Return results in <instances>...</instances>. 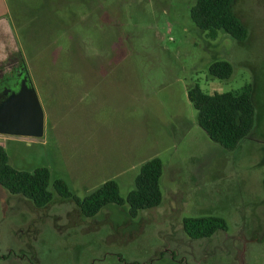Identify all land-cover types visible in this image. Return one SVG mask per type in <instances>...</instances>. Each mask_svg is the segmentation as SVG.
Listing matches in <instances>:
<instances>
[{
	"label": "rangeland",
	"instance_id": "obj_1",
	"mask_svg": "<svg viewBox=\"0 0 264 264\" xmlns=\"http://www.w3.org/2000/svg\"><path fill=\"white\" fill-rule=\"evenodd\" d=\"M0 80L26 68L42 138L1 136L11 167L49 170L83 200L114 180L126 199L144 162L163 163L162 204L132 219L108 206L85 218L53 192L36 208L0 186V264H264V0H236L245 43L215 41L190 18L195 0H5ZM225 60L229 80L211 79ZM253 86L255 128L234 151L198 126L188 91ZM228 230L192 240L182 221Z\"/></svg>",
	"mask_w": 264,
	"mask_h": 264
},
{
	"label": "trees",
	"instance_id": "obj_2",
	"mask_svg": "<svg viewBox=\"0 0 264 264\" xmlns=\"http://www.w3.org/2000/svg\"><path fill=\"white\" fill-rule=\"evenodd\" d=\"M236 0H195L190 9V18L198 30L215 41L223 32L239 43L249 38V29L237 16ZM211 79L229 80L233 66L225 60L210 64ZM188 100L196 111L198 126L207 137L227 151H234L243 140L250 137L256 121V106L253 99V86L247 84L237 91L208 94L198 85L188 91ZM163 163L155 157L143 163L134 180V188L123 199L116 181L103 183L92 194L79 200L64 180H51L46 168L32 172L17 170L9 164L8 155L0 145V186L11 195H20L36 208H44L53 202L54 194L50 187L63 200L72 201L85 218L95 217L108 206L129 207V216L135 219L140 212L151 210L162 204L160 182ZM182 227L192 240L208 239L219 231H227L225 219L215 216L187 217Z\"/></svg>",
	"mask_w": 264,
	"mask_h": 264
},
{
	"label": "water",
	"instance_id": "obj_3",
	"mask_svg": "<svg viewBox=\"0 0 264 264\" xmlns=\"http://www.w3.org/2000/svg\"><path fill=\"white\" fill-rule=\"evenodd\" d=\"M0 135L43 137L44 114L34 88H23L0 101Z\"/></svg>",
	"mask_w": 264,
	"mask_h": 264
},
{
	"label": "flooded vegetation",
	"instance_id": "obj_4",
	"mask_svg": "<svg viewBox=\"0 0 264 264\" xmlns=\"http://www.w3.org/2000/svg\"><path fill=\"white\" fill-rule=\"evenodd\" d=\"M23 88H34L26 68H19L12 76H2L0 80V101ZM225 232V231H223Z\"/></svg>",
	"mask_w": 264,
	"mask_h": 264
},
{
	"label": "crops",
	"instance_id": "obj_5",
	"mask_svg": "<svg viewBox=\"0 0 264 264\" xmlns=\"http://www.w3.org/2000/svg\"><path fill=\"white\" fill-rule=\"evenodd\" d=\"M5 12H7V9H6V4H5V0H0V33L2 32H5L7 33L8 31L5 29V26H7L5 24V21H3V16L5 14Z\"/></svg>",
	"mask_w": 264,
	"mask_h": 264
}]
</instances>
